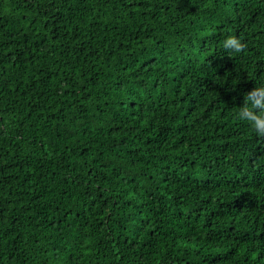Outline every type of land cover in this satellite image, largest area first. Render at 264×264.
<instances>
[{"label":"trees","instance_id":"trees-1","mask_svg":"<svg viewBox=\"0 0 264 264\" xmlns=\"http://www.w3.org/2000/svg\"><path fill=\"white\" fill-rule=\"evenodd\" d=\"M257 82L264 0H0V264H264Z\"/></svg>","mask_w":264,"mask_h":264},{"label":"clouds","instance_id":"clouds-1","mask_svg":"<svg viewBox=\"0 0 264 264\" xmlns=\"http://www.w3.org/2000/svg\"><path fill=\"white\" fill-rule=\"evenodd\" d=\"M223 48L233 54H241L246 50V45L241 38L236 36L226 37ZM238 119L248 122L255 134L264 138V82H257V86L248 92L242 107H239Z\"/></svg>","mask_w":264,"mask_h":264}]
</instances>
